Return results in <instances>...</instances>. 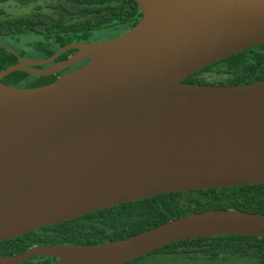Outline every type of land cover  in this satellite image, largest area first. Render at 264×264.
I'll list each match as a JSON object with an SVG mask.
<instances>
[{"label":"water","instance_id":"obj_1","mask_svg":"<svg viewBox=\"0 0 264 264\" xmlns=\"http://www.w3.org/2000/svg\"><path fill=\"white\" fill-rule=\"evenodd\" d=\"M133 1L141 19L130 31L0 71L51 76L88 61L40 87L0 82V243L165 194L264 184V80L183 83L264 45V0ZM220 236L264 238V215L206 211L118 241L36 245L0 264H124Z\"/></svg>","mask_w":264,"mask_h":264},{"label":"trees","instance_id":"obj_2","mask_svg":"<svg viewBox=\"0 0 264 264\" xmlns=\"http://www.w3.org/2000/svg\"><path fill=\"white\" fill-rule=\"evenodd\" d=\"M140 19L133 0H0V36L15 43L33 42L40 57H49L67 44L114 38L130 31ZM73 52H64L58 60ZM16 63L14 52L0 45V71ZM205 74H210L211 80ZM55 80L56 76L13 72L0 82L14 88H35ZM260 80H264V45L208 66L183 83L229 87ZM212 210L264 215V184L170 193L121 204L1 242L0 257L18 255L36 245L86 246L118 241L180 217ZM154 255L209 259L221 264L228 260L264 264V238L220 236L185 240L124 264H144L147 257ZM54 261L36 258L21 264Z\"/></svg>","mask_w":264,"mask_h":264},{"label":"flooded vegetation","instance_id":"obj_3","mask_svg":"<svg viewBox=\"0 0 264 264\" xmlns=\"http://www.w3.org/2000/svg\"><path fill=\"white\" fill-rule=\"evenodd\" d=\"M126 33V32H125ZM124 34V33H123ZM122 35V34H121ZM117 37V36H116ZM115 38V37H114ZM110 39H112V38H110ZM8 40H10V39H8ZM8 40H5L4 39V37H2V36H0V45L1 46H3V47H5L6 49H8L9 51H11V52H14V54L16 55V57H17V63L19 62V60H25V61H43V60H46V59H48V58H50L51 56H49V57H40V54L37 52V47L35 46V44H33V42H22L21 44L23 45V46H29V49H30V51H29V53H25L23 50H19V51H17V50H15L14 49V47H12V45L15 43V41H12V40H10V42H12L13 44L12 45H8V44H6V41H8ZM105 40H108V39H105ZM105 40H102V41H105ZM94 42H99V41H91V42H86V43H94ZM71 44H84V43H71ZM67 45H69V44H67ZM66 46V45H65ZM64 47V46H63ZM62 48V47H61ZM61 48H59V49H61ZM58 49V50H59ZM57 50V51H58ZM72 50H74V49H72ZM56 51V52H57ZM68 51H70V50H68ZM66 52V51H65ZM76 52V50H74V52L72 53V54H70V55H68V57L67 58H65V59H63V60H58V57L61 55V54H63V53H61L54 61H52L51 63H49V64H46V65H41V66H31V68H33V69H45V68H48L49 66H51V65H54V64H57V63H59V62H62V61H65L66 59H68L71 55H73L74 53ZM54 55V54H53ZM16 63V64H17ZM88 63V61L86 60V61H83V62H80V63H78V64H75V65H73L72 67H69V68H67V69H65V70H63V71H61V72H59V73H57L56 75H51V76H56V78L57 77H59V76H62V75H64V74H66V73H69V72H71V71H73V70H77L78 68H80V67H82V66H84L85 64H87ZM15 65V64H14ZM12 66V65H11ZM9 67V66H8ZM7 68V67H6ZM25 73V72H24ZM27 74V73H26ZM28 75H30V74H28ZM30 76H33V75H30ZM37 77H39V76H37ZM41 77V76H40ZM3 84V83H2Z\"/></svg>","mask_w":264,"mask_h":264},{"label":"rangeland","instance_id":"obj_4","mask_svg":"<svg viewBox=\"0 0 264 264\" xmlns=\"http://www.w3.org/2000/svg\"><path fill=\"white\" fill-rule=\"evenodd\" d=\"M102 41V40H101ZM22 42L19 43H12L10 41H6V44L12 45L15 50H23L26 54L29 53L30 49L29 46H23L21 44ZM210 74H205V77L208 80H211V77L209 76ZM144 264H221L219 262H213L212 260L209 259H194V258H186V257H171V256H162V255H154V256H149L144 260ZM223 264H239V261H230L228 260L227 263Z\"/></svg>","mask_w":264,"mask_h":264}]
</instances>
